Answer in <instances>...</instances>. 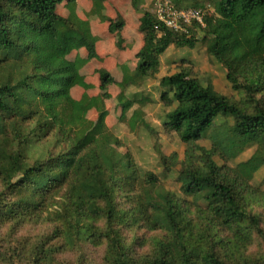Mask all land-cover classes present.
Wrapping results in <instances>:
<instances>
[{"label": "trees", "instance_id": "obj_1", "mask_svg": "<svg viewBox=\"0 0 264 264\" xmlns=\"http://www.w3.org/2000/svg\"><path fill=\"white\" fill-rule=\"evenodd\" d=\"M65 1L63 17L57 7ZM102 1L91 0L93 8ZM159 1L201 10L204 25L170 30L142 10L145 0H130L143 34L131 83L156 76L168 47H193L200 39L242 95L235 101L188 68L160 78L161 102L174 104L163 124L185 149L180 162L176 153L158 154V161L166 172L180 164L179 195L152 172L139 174L106 125L107 87L129 84L100 68L101 94L72 97L74 87H91L80 71L99 59L97 38L76 14L75 0H0V230L9 233L0 237V264H56L72 251L84 264L86 245L103 248V264H264V252H248L254 237L264 244V190L252 184L264 167V0ZM123 27L119 16L108 31ZM82 49L84 58L68 59ZM118 99L122 122L132 130L146 126L140 110L127 119L132 104ZM205 135L209 148L199 145ZM251 145L246 160L229 164ZM117 198L134 205L120 207ZM140 221L160 235L145 251L121 233ZM28 222L47 230L33 239L16 235Z\"/></svg>", "mask_w": 264, "mask_h": 264}, {"label": "rangeland", "instance_id": "obj_2", "mask_svg": "<svg viewBox=\"0 0 264 264\" xmlns=\"http://www.w3.org/2000/svg\"><path fill=\"white\" fill-rule=\"evenodd\" d=\"M157 2L159 0H145L142 10L154 13ZM66 4L65 1L57 7V13L63 17L68 15ZM75 9L78 17L89 23L93 35L97 38L96 51L99 59L90 60L80 71L85 82L90 84L91 87L87 90L74 87L71 90L72 97L79 99L84 93L88 96L101 94L97 74V70L100 68L106 69L115 82L129 84L124 89L115 84L107 87L106 92L110 95V98L105 100L108 112L106 125L110 132L120 140L122 144L119 149L120 152L130 153L137 165L139 174L143 175L146 172H152L158 177L161 187L179 195V183L176 172L180 169V164H176L177 166L174 170L166 172L158 161V154L169 157L172 153H176L180 162L183 160L185 149L178 136L174 132L168 131L163 124L166 113L174 107V104L167 106L161 102L159 96L163 89L159 85L160 78L171 75L182 68H188L193 76L204 83L212 84L217 92L229 96L235 101L240 100L242 95L230 89L229 84L225 80L223 67L206 53L205 45L200 39L193 47L179 49L173 46L168 47L160 57V67L156 76L132 84L131 82L137 76L135 72V55L142 46L143 41V34L139 30L141 14L133 10L130 0H104L99 9L93 8L91 0H75ZM119 16L124 20V27L112 34L108 31V25ZM200 36L201 34H199V38ZM76 55L84 58L86 52L83 49L72 52L68 59L72 60ZM120 94L124 100L132 104V107L126 113V118L128 119L134 110H140L142 120L146 123V126L138 125L132 130L128 126L127 120L124 122L120 120L122 111V102L118 99ZM140 100L143 102L142 106L138 103ZM96 117L97 113L94 110H90L87 113V118L92 121H95ZM199 145L205 148L210 147L207 135L203 137ZM254 149V145L248 146L243 153L229 164L234 165L237 162L246 160ZM215 160L220 164L218 158H215ZM252 184L264 190V167H261L254 174ZM140 189L141 186H137L135 192H140ZM117 202H119L120 207L125 208L131 204L134 205V203H128L121 198H117ZM7 230V227L0 230V237L3 240L9 239ZM16 230V235L33 239L36 235L47 230V225L28 222ZM121 233L126 239L127 245L143 246L142 251L146 250V246H150L151 239L154 236H160L157 232H150L144 221H140L139 226L136 228L122 227ZM134 238L137 239V242L133 241ZM132 242H135V244L131 245ZM83 250L85 253L84 264H103L102 247L86 245ZM136 251L137 249L134 248L133 252ZM248 252L252 255L263 253V241L254 237ZM78 259L76 251L67 252L58 258L56 264H77ZM17 264L26 263L20 262Z\"/></svg>", "mask_w": 264, "mask_h": 264}, {"label": "built area", "instance_id": "obj_3", "mask_svg": "<svg viewBox=\"0 0 264 264\" xmlns=\"http://www.w3.org/2000/svg\"><path fill=\"white\" fill-rule=\"evenodd\" d=\"M154 15L166 28L185 31L191 24L203 26V12L199 9L178 10L168 1L155 4Z\"/></svg>", "mask_w": 264, "mask_h": 264}]
</instances>
